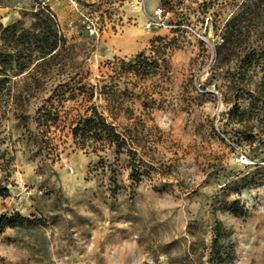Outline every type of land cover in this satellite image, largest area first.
<instances>
[{
	"label": "rangeland",
	"instance_id": "rangeland-1",
	"mask_svg": "<svg viewBox=\"0 0 264 264\" xmlns=\"http://www.w3.org/2000/svg\"><path fill=\"white\" fill-rule=\"evenodd\" d=\"M38 9L63 40L57 55L31 76L0 63V216L28 220L0 231V264H264V92L255 115L228 116L264 74V5L0 0L1 30L38 35ZM243 10L244 34L218 58L222 26ZM92 109L138 133V181L126 155L74 144L72 125Z\"/></svg>",
	"mask_w": 264,
	"mask_h": 264
},
{
	"label": "trees",
	"instance_id": "trees-1",
	"mask_svg": "<svg viewBox=\"0 0 264 264\" xmlns=\"http://www.w3.org/2000/svg\"><path fill=\"white\" fill-rule=\"evenodd\" d=\"M255 1H259L261 5H264V0ZM254 5L256 4L254 3ZM43 10L44 9H38L33 15L34 19H36L33 27L39 29L38 35L34 36L28 31H22L21 34L16 37L17 27L15 25L7 26L2 30L0 27V40L3 42L8 41V43L11 42L10 44H12V54L10 53L6 55L5 53L0 52V63L3 64L4 68H9L10 72L15 77L24 73L29 74L30 76L33 75L31 70H38L49 63V61L57 55L59 46L63 42L61 37H57L53 19ZM245 12L246 11L243 10L234 13L222 26L221 42L216 48V56L218 58L221 55L230 54L234 49L236 42H238L244 34L242 31V24L247 20ZM31 39H33L34 42H31ZM32 43L35 44L37 49H32ZM34 54L36 55L33 58L32 56ZM258 58L261 59V63L264 65V53L258 55ZM255 59L256 56H252L251 54L245 55V60H248V63H251ZM143 65L144 63L141 62L140 59L128 64L132 70H141ZM7 82H9L7 78L0 80V88L4 87V84ZM263 92L264 74L258 87L253 93L249 94L250 101L247 109L240 111L237 106H234L232 110H229L228 116L232 119H237L238 122L242 123L243 120H247L255 115L257 104L262 100L261 96ZM115 95L116 94L113 93L111 97H115ZM13 99H15V97H12V100ZM112 100L116 99L113 98ZM15 102L16 100H14V103ZM118 105H120V103H118ZM45 113L51 115L49 111H46ZM39 118L40 120L44 119V122H46L48 117L40 115ZM70 134L77 147L90 148L91 152L96 154L99 152L105 153L107 150H110V153L117 157L123 154L126 155V157H128V166L131 171L129 176L132 178V176L136 175V181H138L140 174L139 165L142 164L144 166V163L137 157V147L140 139L138 133L131 132L129 129H117V126L114 125L113 122H108L103 113L98 112L96 109H92L89 115L79 117L77 121L74 122L70 129ZM244 140L251 141L252 135H245ZM102 161L103 159H100L99 163H102ZM245 186H243L242 189L246 188ZM1 195L7 196V191L3 190ZM27 222V219L18 215L13 217L0 216V231L6 228H21ZM213 230L210 257L214 261H219L222 258V252L220 248L217 247L221 234L220 225H216Z\"/></svg>",
	"mask_w": 264,
	"mask_h": 264
},
{
	"label": "built area",
	"instance_id": "built-area-1",
	"mask_svg": "<svg viewBox=\"0 0 264 264\" xmlns=\"http://www.w3.org/2000/svg\"><path fill=\"white\" fill-rule=\"evenodd\" d=\"M131 1L135 4V6L142 7V0H131ZM149 26L150 25H147V28H149ZM85 28L90 35L96 34L95 26L92 23L85 24Z\"/></svg>",
	"mask_w": 264,
	"mask_h": 264
}]
</instances>
